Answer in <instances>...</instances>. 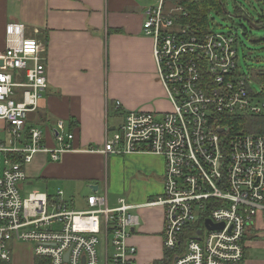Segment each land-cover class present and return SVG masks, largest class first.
I'll return each instance as SVG.
<instances>
[{"label": "built area", "instance_id": "1", "mask_svg": "<svg viewBox=\"0 0 264 264\" xmlns=\"http://www.w3.org/2000/svg\"><path fill=\"white\" fill-rule=\"evenodd\" d=\"M176 16L187 12L180 6L165 12V0H159L142 23L171 110L128 111L101 150L161 157L162 192L141 206L120 198L115 208L93 193L85 211L70 208L62 191L21 194L34 157L59 160L72 151L73 137L59 121L49 149L43 130L28 125L49 86L46 51L24 25H6L0 53V261L11 262L14 247L28 244L34 257L50 264H100L103 244V264H136L137 250L127 240L139 225L133 211L142 206L163 209L162 245L172 264H246L247 249L264 253V133L237 129L246 118L264 122V104L253 103L249 81L238 71L237 39L180 27ZM207 220L223 228L211 229Z\"/></svg>", "mask_w": 264, "mask_h": 264}, {"label": "crops", "instance_id": "2", "mask_svg": "<svg viewBox=\"0 0 264 264\" xmlns=\"http://www.w3.org/2000/svg\"><path fill=\"white\" fill-rule=\"evenodd\" d=\"M158 2L0 0V53L4 50V29L10 22L24 25L27 35L40 41L46 51L49 86L38 109L28 114V125L43 130L49 149L54 147L50 131L57 122H63L73 137L72 151L62 153L59 160L52 161L47 154L34 157L26 167L24 189L36 184L43 191H34L49 196L62 191L76 211L86 210V200L93 193L105 195L110 208L117 206L120 198L113 199L115 206L109 205L111 174H124L125 184L118 190L131 205H145L161 194L165 171L161 157H121L101 152L128 111L171 110L156 78L153 42L142 30L147 11ZM175 7L171 0L165 1V12ZM152 158L160 161L159 170L147 160ZM134 182L147 185L141 202L132 201ZM91 186L97 191L92 192ZM73 189L77 195H84L78 205L71 198L74 196L69 198ZM133 214L139 217V225L131 230L127 243L137 250L135 263L172 264L162 245L163 209L142 206Z\"/></svg>", "mask_w": 264, "mask_h": 264}, {"label": "rangeland", "instance_id": "3", "mask_svg": "<svg viewBox=\"0 0 264 264\" xmlns=\"http://www.w3.org/2000/svg\"><path fill=\"white\" fill-rule=\"evenodd\" d=\"M222 11L217 12L215 9L209 10L207 13L208 32L219 34H232L237 39V66L241 76L248 79L250 89L255 96L253 103L258 106L264 104V25H259L257 29L250 26L252 22L254 25L259 22L260 17H264V0H222ZM239 9L240 12H236ZM251 21L249 23V21ZM253 25V26H254ZM23 80V76L21 77ZM256 118H246L244 121L237 123V129L252 133H264L263 123ZM243 125V126H242ZM0 138H4V134L0 130ZM153 161L154 164L160 168V161L157 159H147ZM2 164V161H0ZM124 174H111L108 181V196L109 205L115 206L116 198H124L128 201L125 194L120 192L118 188L125 184ZM155 183V181H152ZM147 185L141 182H134L133 192L135 198L134 202L142 201V190ZM72 188V187H70ZM34 190L43 191L41 187L36 184L29 186L26 189L22 188L21 194L23 197H27L29 192ZM71 197L76 205L82 203L84 195H77V190H71ZM69 194V193H68ZM158 191L155 195H158ZM66 198V197H65ZM68 198V199H69ZM129 202V201H128ZM127 202V203H128ZM105 247L103 244L99 246V259L100 264H103ZM109 255L112 254V248H109ZM34 255L31 250V246L28 244H19L16 247L15 252L12 255L11 264H33ZM254 261L264 262V253L261 250L250 248L245 253V263L252 264Z\"/></svg>", "mask_w": 264, "mask_h": 264}, {"label": "trees", "instance_id": "4", "mask_svg": "<svg viewBox=\"0 0 264 264\" xmlns=\"http://www.w3.org/2000/svg\"><path fill=\"white\" fill-rule=\"evenodd\" d=\"M166 1V0H165ZM175 6L183 7L187 16L182 18L176 16V24L180 27H189L190 29H199L203 33H208L207 13L211 9L217 12L222 11V0H171ZM240 12L236 9V12ZM264 25V17H260L259 22L255 24ZM262 119V117H260ZM264 131V128H263ZM169 257V256H168ZM170 259V257H169ZM0 264H11L10 262L0 261ZM33 264H50L49 260L41 257H34Z\"/></svg>", "mask_w": 264, "mask_h": 264}, {"label": "water", "instance_id": "5", "mask_svg": "<svg viewBox=\"0 0 264 264\" xmlns=\"http://www.w3.org/2000/svg\"><path fill=\"white\" fill-rule=\"evenodd\" d=\"M249 21V20H248ZM251 21H249V23H250ZM254 24L251 22L250 23V26L251 27H253V28H255V29H257L258 27L256 26V25H254ZM257 27V28H256ZM0 64H2V63H0ZM90 189L92 190V192H96L97 191V187L96 186H91L90 187ZM206 226L207 227H209L210 226V222L207 220L206 221ZM209 228H211V229H222L223 228V225L222 224H219V225H212V226H210Z\"/></svg>", "mask_w": 264, "mask_h": 264}]
</instances>
